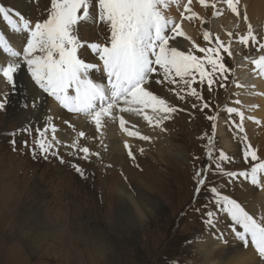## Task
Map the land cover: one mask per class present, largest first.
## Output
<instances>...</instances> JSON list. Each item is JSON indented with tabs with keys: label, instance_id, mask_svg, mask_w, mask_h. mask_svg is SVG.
Here are the masks:
<instances>
[{
	"label": "rangeland",
	"instance_id": "rangeland-1",
	"mask_svg": "<svg viewBox=\"0 0 264 264\" xmlns=\"http://www.w3.org/2000/svg\"><path fill=\"white\" fill-rule=\"evenodd\" d=\"M0 3L12 16H16L18 12L32 23L46 19L51 6V0H0ZM258 4L264 5V0H249L247 5ZM246 14L248 21L252 20L250 23L255 34L259 38H264V20L258 30L252 16ZM180 16L184 18L185 13H180ZM217 19L219 18H214V22ZM194 20L195 23L201 19ZM1 21L7 23L2 17H0ZM193 25H196L199 34L195 44L200 47L212 46L208 42L205 44L204 39L201 38L203 24ZM246 28L247 25L242 17L234 23L224 25L220 35L223 37L222 41L227 44L228 41L225 40L230 38L227 33L231 32L236 37L238 34H245ZM210 32L215 31L210 30ZM78 35L87 47L90 43L104 44L110 33L103 23H92L90 26L82 25ZM212 39L214 42L215 37L212 36ZM81 50L80 55L83 57L84 53ZM230 51L231 57L221 51V55L225 57L224 62L231 71L226 74L228 79L223 81L225 87L222 89L218 87L219 93L214 89L216 83L209 89L207 84L200 85L197 78V83L193 86L202 93L203 100H196L186 92L180 93L185 97L184 100H180L176 95V91H179L177 86H169L166 83L163 98H168V101L178 109L167 121L170 127L168 129L171 134L173 133L172 148L166 147V142L164 144L168 148L167 158L159 157L158 148L162 147L164 140L161 142L158 139L156 144H152V149L149 148V155L132 151L135 160L128 156V151L121 148L115 151L112 146L106 145L94 150L98 152L100 149L99 158L92 156L90 161H85L67 154L73 149L65 145L73 141L65 135L63 140H59L61 142L59 155L66 161L65 163H61L55 156H49L47 160L43 157L34 159L31 148L37 137L36 129L44 124L22 123L23 119L18 114L20 111L18 95L23 87H19L18 84L15 90L12 87L9 89L0 87V98L3 93H8V104L4 110H0V264H169L173 260L177 264L202 263L203 256L196 252L192 242L186 243V241L195 234L209 230L202 222V211L205 205H209L210 211L214 209L209 203L212 199L209 191L201 190L200 193H196L198 185L195 183L194 173L203 170L202 178L206 180L208 189L215 186L221 189L223 194L229 195L242 205L245 204L249 193L255 190L259 192V187L251 185L243 178L230 181L229 177L215 169L220 152L230 157V160L222 162L225 172L248 170L251 164L258 162H245L241 151L244 142L239 143L237 153L227 152L219 134V117L222 119L223 116L227 120L229 138L237 140L238 134L229 123V114L225 110L226 107H236L233 104V92H235L233 81L238 62L236 59L248 61L251 57L257 58L264 52L245 48L237 40L231 44ZM237 51L244 54L236 57L239 53ZM196 54L203 55L198 51ZM246 55L248 59H245ZM88 62L99 63L98 60ZM239 66H245L244 62H239ZM170 87L176 91H169ZM229 88H232L230 96ZM204 103L209 107L201 111ZM193 104L196 107H193ZM127 116L130 118L129 113ZM208 116H215L216 119L209 120ZM139 119L143 120L141 117ZM143 123L148 125L144 120ZM26 127L31 130L20 131ZM152 128L153 134L162 138V131L159 128ZM168 129L166 132L169 134ZM11 133L16 134L11 135ZM48 135L51 136V132ZM6 136L9 139L7 143ZM13 140L16 142L15 145L12 143ZM209 145L213 150L212 159L207 155ZM261 152L262 155L258 150V156L264 159V148ZM208 159L211 168L209 163L206 166ZM67 161L79 164L85 170V176L82 178ZM122 188L131 190V193L132 189L143 190L156 205L150 209L144 208L141 203L127 204L126 198L121 194ZM138 208L144 209L146 213L143 225L140 224V214L136 211ZM198 208L201 212L195 211ZM37 209L43 211L44 217H37ZM218 217L222 226L230 231L228 227L230 220L227 221L223 214H218ZM34 218L40 224L54 226L56 233H24L21 228L25 226L30 228L29 224L35 223ZM124 229L132 231L130 232L132 234H126L127 231H123ZM127 235L132 236L128 238Z\"/></svg>",
	"mask_w": 264,
	"mask_h": 264
},
{
	"label": "snow or ice",
	"instance_id": "snow-or-ice-1",
	"mask_svg": "<svg viewBox=\"0 0 264 264\" xmlns=\"http://www.w3.org/2000/svg\"><path fill=\"white\" fill-rule=\"evenodd\" d=\"M219 2L238 20L241 18V10L238 7L241 0ZM191 3L192 0H188L184 5V11L191 12L187 19L196 17L201 19L202 24L206 23L207 21L191 10L188 6ZM199 3L213 10V18L222 14L216 2L199 0ZM173 4L179 6V0H51L47 18L34 25L18 12L17 18L14 19L6 7L0 6V17L7 22L13 33L23 35L26 40V45L22 44L21 50H16L10 40L0 34V50L11 58L6 65L0 64V76L15 90L14 76L26 68V72L30 74L31 80L41 94L52 97L69 113L83 117L95 126L97 132L109 122L118 121L120 129L128 136L150 141V136L125 127L128 121L124 114L131 113L136 117H142L149 126L166 131L164 123L170 120L178 109L152 90L153 83L159 85L166 82L169 86L176 85L179 91L171 87L169 91H176L180 100L185 99L181 92H186L196 100H203L202 93L193 86L197 83V78L200 85L207 84L209 89L214 83L225 87L223 81L228 79L226 74L231 71L224 62L225 57L221 55V51L227 53L228 57L232 56L230 46L233 33H227L230 40L226 44L219 36H216L213 42L212 34L205 30L203 39L212 46L200 47L193 42L187 50H181L177 37L185 39L190 37L181 30L179 23L165 14ZM242 19L247 25L246 33L238 34L235 39L245 48L264 52V38H259L255 34L246 12ZM89 21L94 24L103 23L110 33L104 44L87 45L99 63L87 62L80 55V50L85 45L79 39V28L87 25ZM197 51L203 55H197ZM251 64L254 66L253 71L264 77V54L251 59ZM96 72L101 73L100 82H97L93 75ZM37 99L33 98L31 107H36ZM235 103L239 104L240 101L237 100ZM7 104L8 93L5 92L0 98V110H4ZM193 107L196 105L193 104ZM208 107L209 105L204 103L200 110ZM225 110L228 114H236L239 117L236 127L243 133L244 112L237 107H226ZM207 118L213 121L216 119L215 116ZM30 130L26 127L20 131ZM72 130L76 139L65 145L73 149L67 154L85 161H90L92 156L99 158V152H92L89 147L81 146L78 142L80 138L85 137V132L77 131L74 126ZM57 131L53 117H47L45 124L36 129L37 137L31 148L34 159L43 157L47 160L49 156H55L61 163L66 162L59 155L61 142L57 139ZM49 132L51 136L48 135ZM243 140L242 153L245 162H258L251 164L248 170L225 172L222 162L230 160V157L220 152L215 169L229 177L230 181L243 178L251 185L260 187L264 182V159H261L258 150L247 142V136H244ZM12 143L15 145V140ZM125 147L129 149L128 156L135 160L127 143ZM140 151L142 153L143 149ZM212 151L209 145L207 151L209 159L213 158ZM67 163L82 177L85 176V170L79 164L71 161ZM202 176L203 170L194 173L195 183L198 185L195 191L197 194L201 190L209 191L212 196L209 203L214 209L210 211L209 205L204 206L202 222L211 232L219 222L218 214H223L226 220H230L228 227L234 238L245 247L250 244L258 257L257 264H264V214L259 217L250 214L235 199L223 194L221 189L215 186L208 189ZM195 211L201 212V209ZM201 235L196 234L186 243L195 242ZM217 238L223 239V234ZM223 242L227 243L226 240ZM169 264L177 262L173 260Z\"/></svg>",
	"mask_w": 264,
	"mask_h": 264
},
{
	"label": "bare ground",
	"instance_id": "bare-ground-1",
	"mask_svg": "<svg viewBox=\"0 0 264 264\" xmlns=\"http://www.w3.org/2000/svg\"><path fill=\"white\" fill-rule=\"evenodd\" d=\"M212 1L213 0H209V2H212ZM187 2H188V0H179V6H177L176 4H173L165 12V14L172 17L176 23H179L181 25V30L186 34L187 37H190V39H185V37H177V41L180 42L179 47L181 50H187L193 42L194 43L197 42V35H199L198 29L195 28L196 25L194 26L193 24L197 23V25H199L201 23V20L199 21L200 23L198 22V20H197V22L194 23V21H195L194 19H196V17H193L191 20L187 19V17L191 15V12H185L183 10L184 5L187 4ZM248 3H249V0H241V4L238 6L241 10V14L248 12L250 14V16H252L254 22L264 20V5L258 4V5L250 6V5H247ZM42 4H43V1L41 3V6H42ZM188 6L191 8V10L193 12L199 14L198 16L200 18H202L201 14L203 15L202 19L207 21L206 23H203V32L205 30L210 32V30H209L210 29V23L209 22L213 17L212 16L213 10L211 8H205L202 5H200L199 0H192V3ZM220 9L222 10L221 15H222V19H223L222 21L223 22H225L228 19L235 18L234 14H232L230 12V10L224 9V5H221ZM182 12L185 13L184 18H181V16H180V13H182ZM13 18L16 19L17 17L13 15ZM251 21L252 20H249V22H251ZM35 23L36 22H34L33 25ZM261 23L263 24V22H261ZM91 24H92V22L89 21V23L87 25L90 26ZM82 30L84 31V29H82ZM210 33L212 34V32H210ZM0 34L4 35L6 39H9L12 46L17 50H21L22 44L26 45V40L24 39V36L21 34L13 33L10 26H8L7 23H4L2 21L0 22ZM218 36H219L220 40L223 39L222 36H220V35H218ZM201 38H203V37L201 36ZM229 40H230V38L226 39L225 41L229 42ZM232 40H235V38L233 37L231 39V41ZM206 42L204 41V43H206ZM81 51L84 53L82 58H84L87 62L97 60L95 58V56L91 53V50L88 47L83 48ZM10 59H11L10 57H8L5 53L2 52V50H0V64L6 65V63ZM227 59H229V58H227ZM251 59H253V58H251ZM245 62H246V60H245ZM245 62H244L245 66H239L238 74H239L240 79L238 80V78H237L236 80L233 81V86H236V88H235V93L233 92L234 93V96H233L234 102H233V99L231 100L233 102V104L240 111L244 112V115H245V119L243 122L244 132L241 133L239 131V129L236 127V124L239 123V117L236 114H229V117H228L229 123H231V126L237 132L238 139L235 140V139L229 138V135L227 133V130H229L228 125H227V120L223 116H222V119H221V117H219V119H220V123H219L220 132H219V134L221 135V138H222L221 141L224 144L223 146H225L228 153H232L235 151L237 153V147H238V145H240L239 143L241 142V144H242V142H244L243 137L247 136V142L250 143L253 146V148L259 150L260 155H262L261 149L264 148V135L261 134V133H264V77L259 76L256 72L253 71L254 66L251 64V62L250 63H245ZM93 75L97 79V82H100L99 78L101 76V73L96 72ZM14 79L16 81V84H18L19 87L20 86L23 87L22 89L19 90V95H18L19 96V98H18L19 104H20V109H19L20 111L18 114L20 115L19 117H21L23 119L22 123H24V124L25 123H28V124H30V123L45 124V120L47 117H53V122L56 125V127L58 128V131L56 133L58 140H63L65 135H67L69 138H71L70 140L74 141L76 139L75 133L72 130V128L74 126L77 131H84L86 134L84 138H80V140L78 141L80 143V145L89 147L90 151H92V152H94V150L97 149V147H101V146L106 147V145L112 146L115 149V151H116V149L119 150L120 148L124 151L125 150L129 151V149L125 147V144L127 143L131 150L133 149L135 152L141 153L140 150L143 149L142 153L149 155L148 154L149 148L151 147V149H152V147H153L152 144L153 145L156 144V142H158V139L161 142L164 140L163 145H161L162 147L158 148L160 158H165L167 156V153H168L167 149L168 148H166V147L172 148L171 143L173 140V137H172L173 133L171 134V132L169 131L170 127H169V124L167 121L164 123L163 127L166 130L169 128L168 131L170 133L168 134L166 131H162V133H163L162 138H160V137L158 138L154 135L155 133L153 134L152 126L146 125L145 123H143V120H140L139 117H136L134 114L129 113L130 118H128L129 115L127 116V114H124L125 119L128 121V123L125 125V127L131 131H137L138 130V131H140V133L142 135L150 136L151 137L150 141H143V140L139 139L138 137L135 138V137L128 136L126 132H124L122 129H120L118 121L114 122V123L109 122L106 125V127L101 129L100 132H97V130L95 129V126L88 123L83 117H79L75 114L69 113L67 110L61 108L60 105L52 97L47 96V94H41L39 92V90L36 88L34 82L31 80L30 74H28L26 72V68L24 70H22L18 75H15ZM237 85H240V87H237ZM0 87H3V89H9L12 86L8 85L5 81V79L2 76H0ZM218 87L219 86L216 85V87L214 89L215 90L217 89V91H218L219 90ZM165 88H166V82L164 84H159V85L153 83V85H152V90H154V92L156 94H158L162 97L164 96V89ZM231 91H232V88H229V96H230ZM218 93H219V91H218ZM34 97H37L38 99L36 101V107L33 108V107H31V104L33 102ZM167 100H168V98H167ZM237 100L240 101L239 104L235 103V101H237ZM25 105H28V107H26ZM207 110H209V109H207ZM249 117H251L252 119H249ZM65 121H67L68 123H65ZM133 125H135V127H133ZM156 131H158V130H156ZM65 133H67V134H65ZM259 134H261V135L257 137V135H259ZM189 135H188V137H189ZM101 140L103 141L102 144H101ZM165 142L167 143L166 147L164 146ZM99 150L100 149H98V152H99ZM24 155L28 157V155H26V154H24ZM262 158H263V156H262ZM102 163H103V161H102ZM99 164H101V163H99ZM105 165H106V163H105ZM110 174L112 175V173H110ZM132 174H133V172H132ZM11 175H13V174H11ZM14 176L15 175H13V177ZM114 176L116 177V174ZM114 176H113V178L115 180ZM5 177H4V179H5ZM6 179H7V177H6ZM117 179H118V177H117ZM110 181H112V180L110 179ZM30 182H31V180H30ZM109 183L110 182L108 181V184ZM24 185H25V183H24ZM255 187H257V186H255ZM109 188H111V187H109ZM134 188H136V187H134ZM111 189H113V188H111ZM132 190H133L132 193L130 192L131 190L128 191L127 189H123V188L121 190V194L123 195L124 198H126L127 204H132V203H138L139 204V203H141V204H143L144 208L148 207L150 209H152V207L156 205L152 201V199H150V197L147 196V194L143 192V190L142 191L139 189H138L139 191L138 190L136 191L135 189H132ZM111 194H112V191H111ZM120 199H121V197H120ZM0 200H1V198H0ZM245 201L246 202H244L245 203L244 205H242L241 203L240 204L242 206H244L246 211H249L250 214H253L257 217H259L261 214H264V182H262V186L259 187V192H257L255 190L254 192L249 193L247 200H245ZM19 202H21V200H19ZM15 204L16 203H14L13 206H15ZM143 210L144 209H139V208L136 210L140 214L139 221L141 222L140 223L141 225H143V221L146 220V213H145V210L144 211ZM11 215H13V213ZM36 215H37V217L38 216L44 217L43 211L41 209L36 210ZM141 217H143V218H141ZM34 220H35V223L29 224L30 228L26 227V226L21 228L23 231H25L24 233H30V232H32V233H37V232H40V233H56V231L53 228L54 226L40 224V222L38 220H36L35 218H34ZM123 231H127V232H125L126 234H132V233H130L132 231H128L127 229H124ZM198 234H202V235L195 242H192V244H193V247H195L196 252L198 254H200V256H203L204 259H203L202 263H193V264H257V262H258V257L254 251V248L250 244L248 247H245L242 242L235 239L234 235L231 233V231H228V228H225L224 226H222V224L220 223V220L216 224L215 229H212L211 232H210V230H208V231L206 230V232L202 231ZM221 234H223V239L217 238ZM131 236L132 235H129L128 238H131ZM181 239H182V237H181ZM223 240H226L227 243H224ZM232 244H235L237 246L233 247ZM162 259H163V257H162ZM158 263H161V262H158Z\"/></svg>",
	"mask_w": 264,
	"mask_h": 264
}]
</instances>
